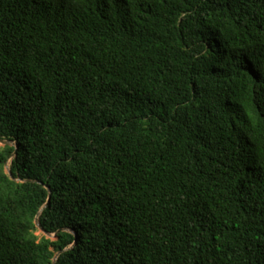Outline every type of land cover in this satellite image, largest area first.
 <instances>
[{"label": "trees", "instance_id": "trees-1", "mask_svg": "<svg viewBox=\"0 0 264 264\" xmlns=\"http://www.w3.org/2000/svg\"><path fill=\"white\" fill-rule=\"evenodd\" d=\"M0 139V264H264V0H0Z\"/></svg>", "mask_w": 264, "mask_h": 264}, {"label": "rangeland", "instance_id": "rangeland-1", "mask_svg": "<svg viewBox=\"0 0 264 264\" xmlns=\"http://www.w3.org/2000/svg\"><path fill=\"white\" fill-rule=\"evenodd\" d=\"M4 145H5V142H4L3 140L0 139V147H2V146H4ZM36 234H37L39 237H41V236H43V235H45V236H47V237H54V235H51V234H48V233L44 232V231L40 228V226H38V229H37V231H36Z\"/></svg>", "mask_w": 264, "mask_h": 264}, {"label": "water", "instance_id": "water-1", "mask_svg": "<svg viewBox=\"0 0 264 264\" xmlns=\"http://www.w3.org/2000/svg\"><path fill=\"white\" fill-rule=\"evenodd\" d=\"M1 140H3L4 142H5V144H8V143H12L13 144V142H11V141H8V140H4V139H1ZM16 149H18V147H16ZM16 154V153H15ZM7 169V172L11 175V177H12V174H11V170H10V166L9 165H7V167H6ZM13 178V177H12ZM36 224H37V226H40V221H39V218H37L36 219ZM49 234V233H48ZM59 254V253H58ZM58 254H57V256H58ZM57 256H56V258H57Z\"/></svg>", "mask_w": 264, "mask_h": 264}]
</instances>
